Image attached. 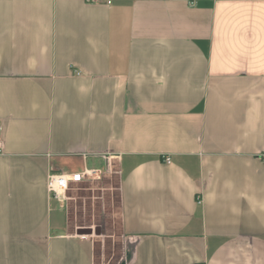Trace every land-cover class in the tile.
I'll return each mask as SVG.
<instances>
[{
	"label": "crops",
	"instance_id": "0c3cea01",
	"mask_svg": "<svg viewBox=\"0 0 264 264\" xmlns=\"http://www.w3.org/2000/svg\"><path fill=\"white\" fill-rule=\"evenodd\" d=\"M106 1L0 0V264H96L47 178L102 156L119 264H264V0Z\"/></svg>",
	"mask_w": 264,
	"mask_h": 264
},
{
	"label": "rangeland",
	"instance_id": "374dc122",
	"mask_svg": "<svg viewBox=\"0 0 264 264\" xmlns=\"http://www.w3.org/2000/svg\"><path fill=\"white\" fill-rule=\"evenodd\" d=\"M119 186L115 160L102 156L94 158L81 180L61 195L70 230L92 240L96 264H119L131 247L122 230Z\"/></svg>",
	"mask_w": 264,
	"mask_h": 264
},
{
	"label": "built area",
	"instance_id": "2783aa9c",
	"mask_svg": "<svg viewBox=\"0 0 264 264\" xmlns=\"http://www.w3.org/2000/svg\"><path fill=\"white\" fill-rule=\"evenodd\" d=\"M91 2H97L98 0H90ZM107 3L110 1L107 0ZM79 74V72H76ZM1 152V143H0ZM264 160V154L260 155ZM164 161L169 162V157H164ZM82 178V173H70V174H49L47 178V188L55 196H59L60 192L63 193L69 188V185L74 182L80 181Z\"/></svg>",
	"mask_w": 264,
	"mask_h": 264
},
{
	"label": "bare ground",
	"instance_id": "6f19581e",
	"mask_svg": "<svg viewBox=\"0 0 264 264\" xmlns=\"http://www.w3.org/2000/svg\"><path fill=\"white\" fill-rule=\"evenodd\" d=\"M60 195H62V193L60 192Z\"/></svg>",
	"mask_w": 264,
	"mask_h": 264
}]
</instances>
